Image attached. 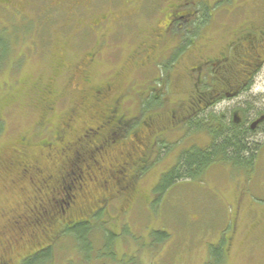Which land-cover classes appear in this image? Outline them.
<instances>
[{
  "label": "rangeland",
  "instance_id": "374dc122",
  "mask_svg": "<svg viewBox=\"0 0 264 264\" xmlns=\"http://www.w3.org/2000/svg\"><path fill=\"white\" fill-rule=\"evenodd\" d=\"M34 1L38 9L42 10L48 3L45 0ZM228 1L229 3L225 4L230 6L232 12L218 10L214 12L218 13L219 21H226L220 25H228L236 30L237 23L243 19L242 16L239 18L235 10V6L240 5V0ZM17 2L23 3V0ZM96 2L97 5L90 10L94 12L100 7L103 11L104 3L100 5L102 0H96ZM156 5H158L157 0H146V5L141 10L140 25L142 27H147L146 24L150 21L154 23L153 25L161 26V14L157 13L160 9L154 10ZM18 9L22 10L23 14L30 12V9L25 10L23 5L19 4ZM38 13H32L28 23L27 19H20L17 10L7 5H0V32L6 30L1 28L10 27L8 31H10L9 42L12 52L7 59L3 57L0 60V112L5 104H9L14 99L7 91L15 92L18 88L24 91V88L29 87L30 79L34 78V75L42 77L47 74V76H60L58 79L60 87L62 85L65 87V83L67 84L69 93L63 108L72 107L74 104L79 105L78 107L88 104L92 100L94 86L110 83L114 88L113 99L122 96V100L128 101L125 103L124 110L129 111L130 116H137L135 90L143 88L153 76L160 75V72H141L140 65L136 62L137 46L131 44L130 39L137 33L135 25L137 16L133 21H125L127 26L133 29L126 35H119L124 36L121 44L110 42L98 45L87 35L83 37L81 34L76 36V42H67L68 50L62 56L64 47L61 43L62 35L54 22L63 20L64 15L55 12L51 14L52 18L49 21L46 19L47 25H39L38 21L42 20L39 16L43 14ZM137 13L138 8L135 7L132 14ZM35 16L36 18L33 19ZM66 18L69 25L73 27L80 22L75 16L69 14ZM74 19L76 22L72 23ZM112 28L113 24L110 23V29ZM75 31H78V28L71 29L70 34L71 32L74 34ZM68 32L69 30L66 31ZM218 33L220 32H217L215 36ZM221 38H224L222 34H218V40ZM87 53H93L94 56L86 57ZM61 56L64 63L63 70L60 69V63L56 61ZM178 64L179 66L172 72H163L165 75H171L170 82L167 80L166 84L161 86L163 91L166 92L167 88L177 91L172 93L170 98L172 101L179 98L188 100V95H183L180 91L190 64L187 58ZM16 78L25 80L21 83L22 88L13 87ZM30 90H33L32 86L27 89V92ZM13 94L21 97L18 99L20 104L12 105L3 112L8 121L9 131L7 133L3 130L0 134V260L8 259V264H18L23 256L37 249L38 243L44 242L42 240L44 237L38 239L39 242L31 238L34 232L39 231L34 227L37 216V222L43 223V220H48L49 214L57 213L59 207L56 200L63 198L59 195L56 200L53 197L46 201L44 195L49 193L50 189L45 188L47 186L43 183V178L36 176L37 179L33 181L24 179L25 174L16 167H12L9 162L17 154L15 150L19 145L18 139L32 130L39 117L38 112L35 113L26 107L30 104V95H28L29 98L23 97L25 92ZM165 110L167 109L164 107ZM85 118L86 114H80L79 122H84ZM194 132L196 134H193L190 129L181 128L170 133L168 138L178 141L177 145L160 157L153 170L160 173L168 169L174 163L177 153L183 148L193 144L208 143V136L205 138V134L197 132V129H194ZM261 148L253 172H239L231 166L215 165L200 179L179 184L169 193V197H164L166 196L164 194L158 205H155L156 208H152L154 211H151V205L147 204L144 208L145 206L142 207L143 205L137 202L131 210L126 209L125 214L122 215L125 211L123 203L114 199L109 207L111 219L106 225L117 233V240L113 243V248L112 245L110 247L114 255L104 256L103 259H98L91 264H207L213 249L219 252L221 261L218 264H264V145ZM38 159L47 170H54L56 163L47 161L44 157H38ZM75 172L77 175L70 176V182L77 176L78 180H83L82 175L79 176L77 170ZM142 179L140 186L143 192L149 193L157 175L154 177L147 175ZM66 192L68 190L64 191L63 195H66ZM38 197L44 199L42 208L37 207L39 203H42L37 199ZM118 209L122 215H119L120 218L116 213ZM104 219H107L106 216ZM16 221H20L18 226L15 224ZM58 222L57 220L53 223L55 229L59 225ZM154 229L165 230L169 235L168 239L163 243L153 244L150 233ZM15 232L19 235L25 232L27 235L23 236L25 238L23 240L17 236L19 241H16ZM6 242H9L8 246ZM64 245L61 244L55 248L56 260L53 264H71V261L72 264H79L82 256L69 250L68 242ZM95 256L94 258H97L98 253H95Z\"/></svg>",
  "mask_w": 264,
  "mask_h": 264
},
{
  "label": "trees",
  "instance_id": "16d2710c",
  "mask_svg": "<svg viewBox=\"0 0 264 264\" xmlns=\"http://www.w3.org/2000/svg\"><path fill=\"white\" fill-rule=\"evenodd\" d=\"M1 38L2 36L0 40ZM10 48V44L0 41V60L11 55ZM56 61L60 63V69L64 67L62 56ZM18 62L20 63L19 60ZM59 77L34 75L29 85L33 90L27 92L28 87L24 88V91L19 88L15 92L7 91L14 99L5 104L0 112V134L3 130L8 133V121L3 112L12 105H19L18 99L21 98L13 93L25 92L23 97L31 96L30 104L26 107L35 113L38 112L39 117L32 130L20 136L19 145L15 150L17 154L9 162L12 167L25 174L24 179L33 181L37 179L36 176L43 178V183L47 186L44 184V187L50 189V192L44 195L46 201L53 197L56 200L59 195L63 196L61 200H56L59 207L57 213L49 214L48 220L37 222V216L34 227L41 232H34L31 238L38 240L44 237V242L38 243L37 249L23 256L18 264H53L56 260L55 248L65 242H68L69 250L82 256L79 264H91L104 256H112L117 233L106 225L111 219L109 207L114 199L122 201L125 208L122 215L126 209L131 210L137 202L143 205L142 207L145 206L144 208L147 204L151 205V211H154L152 208H156L155 205L162 200L164 194V197H169V193L179 184L200 179L215 165L231 166L239 172H253L256 168L259 143L251 140L245 130L235 127L232 123L225 122L221 129L218 125L221 122L220 117L212 115V118H208L195 114L196 107L191 104L193 94L190 92L186 75L180 93L188 95V100L179 98L178 106L174 109L176 111H173L177 113L178 121L173 125L172 120H169L170 113L164 111V99L157 98V92L149 91L157 90V86L163 87L169 80L163 72H160L158 77L150 78L143 88L135 90L137 116H130L129 111L124 110L128 101L114 109L108 103L98 102L94 96L85 107L74 104L72 107L63 108L69 92L66 83L65 87L59 86ZM15 80L13 87L22 88L21 83L25 80ZM107 85L94 86V90L101 93ZM166 92V99L173 92L177 93L171 88H167ZM105 97L102 99L106 100ZM117 98L118 102L122 100V96ZM110 99L114 100L113 95ZM82 113L86 114V118L84 122H79L78 118ZM108 121H112L115 126L109 125L102 132H98L96 128ZM118 124L120 128H117ZM181 128L190 129L193 134H196L194 129H197V132L205 134V138L208 136V143L193 144L176 152L174 163L168 169L156 173L153 167L158 164L160 157L177 145L178 141L168 138L169 134ZM210 133L213 134L212 137ZM51 153L57 154V157H48ZM38 157L56 163L54 170H47L42 166ZM76 170L83 180H78L77 176V179L74 178L70 182V176L77 175ZM147 175H157L149 193L143 192L140 186L142 178ZM67 190L66 195H63ZM37 199L42 201L37 207L42 208L43 197ZM116 213L117 217L121 215L119 209ZM105 216L107 219H104ZM57 220L59 228L55 229L53 223ZM15 224L18 226L20 221ZM15 234L16 241L25 239V232L22 235L16 232ZM150 234L153 244L163 243L169 236L162 229H154ZM64 247L66 248V245ZM95 253H98L97 258H94ZM219 257L218 250L213 249L207 264H218L221 261ZM70 263L72 264V261ZM0 264H8V259L0 260Z\"/></svg>",
  "mask_w": 264,
  "mask_h": 264
},
{
  "label": "flooded vegetation",
  "instance_id": "af4514ba",
  "mask_svg": "<svg viewBox=\"0 0 264 264\" xmlns=\"http://www.w3.org/2000/svg\"><path fill=\"white\" fill-rule=\"evenodd\" d=\"M17 1L10 0V4L9 0H0V5H7L17 10L20 19H27L28 23L32 13L43 14L39 16L42 18L38 21L39 25H47L46 19L49 21L52 18L51 14L55 12L64 15L63 20L54 22L62 35L61 43L64 44L62 56L68 50L67 42H76V36L81 34L83 37L87 35L98 45L110 42L121 44L124 36L119 35H126L133 29L132 27L130 29L125 21H133L137 16L135 24L137 33L131 36L130 42L137 46L136 62L140 65V71L172 72L179 66L181 60L187 58L190 65L186 80L193 94L191 104L196 107L195 114L205 115L208 118H212V115L220 117L221 122L218 125L221 129L225 122L232 123L235 127L245 130L254 142L262 141L258 145L259 151L262 149L264 145V0H240V5L235 6V10L239 18L242 16L243 19L237 23L236 30L228 25H220L226 21H219L218 13L214 12L216 10L232 12L230 6L225 4L229 3L228 0H157L158 5L154 10L160 9L157 13L161 14L162 24L153 25L154 23L150 21L146 24L147 27L140 25L141 10L146 5V0H102L100 5L104 3V10L101 11L102 8L99 7L94 12L90 9L97 5L96 0H45L48 3L43 10L38 9L34 0H23V3ZM18 4L23 5L25 10L30 9L29 14H23L22 10L18 9ZM135 7L138 8V13L134 15L132 12ZM68 14L80 21L76 27L69 25L66 18ZM35 18L36 16L33 19ZM76 19L72 23L76 22ZM110 23L113 24L112 29ZM73 28H78V31L70 34ZM1 29H6L5 32H0L1 43L10 44V31H8L10 27ZM217 32H220L218 34H222L224 38L218 40V34L215 36ZM224 39L226 40L223 42ZM50 42L52 43V40ZM89 55L91 58L94 56L93 53H87L86 57ZM167 76L170 81L171 75L167 74ZM112 85L109 83L101 93L94 90L92 96L98 102L108 103L115 109L124 100L118 102V98L110 99L114 91ZM149 91L157 92L156 97L164 99L163 104L166 109L169 111L173 109L172 112L168 110L165 112L170 113L169 120H172V125L178 121L177 113L173 111H176L174 109L178 106L179 99L172 101L170 99L172 95L166 99L167 92L162 88ZM104 96L106 100L102 99ZM142 98L147 99L145 96ZM109 125H113L112 121L105 122L96 129L102 132ZM119 125L117 128H120ZM212 135L210 133V137ZM52 156L57 157V154H48L51 159L54 158Z\"/></svg>",
  "mask_w": 264,
  "mask_h": 264
}]
</instances>
